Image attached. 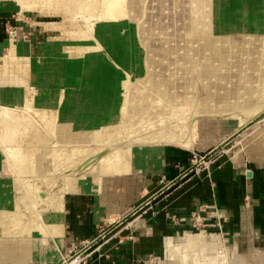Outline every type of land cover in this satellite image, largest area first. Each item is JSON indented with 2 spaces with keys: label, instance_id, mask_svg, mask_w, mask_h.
<instances>
[{
  "label": "rangeland",
  "instance_id": "1",
  "mask_svg": "<svg viewBox=\"0 0 264 264\" xmlns=\"http://www.w3.org/2000/svg\"><path fill=\"white\" fill-rule=\"evenodd\" d=\"M125 1L127 3L131 0ZM134 1V4H128L126 16L112 20L104 17L101 10L92 13L89 7L69 11L64 8L57 9L58 6L54 3L51 10L39 12L35 9H22L18 0H0V59L11 58L10 49L13 44L18 50L24 51L25 58L31 57L32 48L36 49L37 54L33 56L37 58L40 67L45 65V59L51 57L61 70V74L54 77L51 90L40 89L38 87L40 85H24L18 88L14 84H9V92H1L2 98H7L9 94L15 96L16 93L24 91L19 94L28 99L29 92L27 93L26 88L29 86L28 91L34 89L35 92L30 98H34L29 102L25 100V104L33 106L35 104V107L38 105L36 109L41 110L44 106L38 104L41 100V103H49L51 100L56 103L55 122L47 120L50 122L48 129L52 132L50 140L54 144L52 143L51 153L45 163L48 169L42 176L43 180L49 181L54 177L52 191L55 194L60 191L58 183L60 179H63V184H76V177L87 155L92 154L91 157L96 155L95 160H98L99 153L108 151L115 144L117 150L132 137L144 136L150 140L148 144L178 146L174 143L175 140L184 139L190 133L185 117L195 108L199 99L207 100L212 94H205L207 84L200 85L204 82L201 79L203 76L210 75L215 77V80H220L225 75V67L230 64L233 68L227 71H232L234 76L220 82L223 88L219 93H224L225 88L236 83L240 85L242 82L245 88L256 85L255 75L251 76L253 81L245 74L242 76L244 80L238 78L240 71L251 70L246 66L238 67L241 63L237 61V57H230L227 60L218 52L215 44L236 42L243 46L244 42H253L246 51L243 48L239 49L241 54H238L242 55V60L251 59L247 57L248 53H256L257 56V53L261 52L263 54L260 55H264V39L260 36L258 28L253 26V17L264 15V0ZM242 7L248 12L245 19H241V25L245 26L243 23L245 20L250 21V24L244 27L245 31L242 34H234L227 21L231 24L238 19ZM70 16H72L70 22H74L75 26L67 25ZM92 34L95 40L90 37ZM254 42H257L256 45ZM61 45H66L67 48L59 51L57 47ZM80 46L84 51L73 50L74 47L77 49ZM228 62L229 64H226ZM230 76L232 75H228ZM261 79L264 80V75ZM0 80L1 84V77ZM250 82L253 84L249 85ZM213 84L214 82L211 88ZM58 88L59 95L53 98L54 91ZM232 93L238 98H233L228 92L225 99L227 102L243 98L251 100L244 89L240 92L233 90ZM5 107L0 104V139L5 145L19 150L15 166L23 157L28 160L32 156L34 160L36 156L42 155L41 152H44L48 145V137H44L42 142L29 150L27 143H24L25 138L33 135V142H36V127L32 124V117L18 110L9 109L11 107ZM6 110L9 111L5 112ZM261 115L255 116L248 122L247 127L239 132L237 130L240 122L237 118L199 120V133L194 146L179 145L192 150L190 164L182 173L205 169L203 165L196 167L192 162L200 146H207L208 152H215L214 155L241 149L248 137L263 128L264 113ZM235 128L234 134L225 137ZM222 138L225 140L222 144L216 148L212 146L211 143H216ZM100 146L102 147L99 148ZM101 155L103 159L108 160L107 154ZM6 164L7 173L13 176L11 162H8L0 149V165L6 168ZM90 171L91 169H87L83 173L86 175ZM194 174L196 171H192L185 178ZM68 175L70 177H67ZM13 178L19 194L16 198L17 208L28 220L36 221L34 218L38 211L44 210V207L34 206L32 198L35 188L33 191L31 185L27 184V179L24 180V185H16L15 180L20 181V178L18 175ZM167 184L153 194H156L154 198H159L168 189H162ZM150 204L144 205L140 211ZM31 209L35 210L36 214L31 213ZM133 209L129 216L134 215L131 214Z\"/></svg>",
  "mask_w": 264,
  "mask_h": 264
},
{
  "label": "crops",
  "instance_id": "2",
  "mask_svg": "<svg viewBox=\"0 0 264 264\" xmlns=\"http://www.w3.org/2000/svg\"><path fill=\"white\" fill-rule=\"evenodd\" d=\"M212 78L200 85L211 87ZM224 79L228 75L218 81V91ZM212 91L204 89L206 95ZM224 141L211 144L216 148ZM198 149L209 151L205 145ZM191 156V149L174 144H137L109 152L103 171L93 168L63 194L57 221L44 222L43 230L29 234L0 236V264H56L111 222H116L111 241L93 253L89 264H264V126L241 149L217 153L209 173L204 169L180 180L129 216L178 179ZM18 196L7 164L0 165V210L14 211Z\"/></svg>",
  "mask_w": 264,
  "mask_h": 264
},
{
  "label": "bare ground",
  "instance_id": "3",
  "mask_svg": "<svg viewBox=\"0 0 264 264\" xmlns=\"http://www.w3.org/2000/svg\"><path fill=\"white\" fill-rule=\"evenodd\" d=\"M18 1L21 2L22 9H25V10L26 9H35L39 12H46V11L51 10L54 6V3H55V5L57 4V6H58L57 9L64 8V9H67L69 11H73L75 8H77V10H80L81 8L85 9V8L89 7L90 10H92V13L96 12L97 10H99V11L101 10L104 17L106 16L107 18H110L112 20L120 18V17L122 18L126 14L127 10H129L128 4L129 3L134 4V2H135L134 0H131L130 2H127V3L125 0H18ZM246 12H248V11H246ZM246 12L244 11V8L242 7V11H241L240 17L238 19H235L234 21H232L231 24L227 21L228 26L231 27L234 34H238V33L242 34L243 31H245L244 27L247 26V24H250V21L245 20V21H243V23H245V26L242 27V25H241V23H242L241 19H245ZM133 15H135V14H133ZM256 15H258V13ZM96 16H98V14ZM71 17L72 16H70V18L68 19L69 22H66V23L69 26H75L74 22H70ZM253 18H254L253 19V26L258 28L260 36L264 39V15L260 14L256 17H253ZM63 32L65 33V31H63ZM83 32L85 33L86 31H83ZM67 35H69V34H67ZM245 35H247V34H245ZM90 37H92V39L95 40L94 34H92V36H90ZM67 39H68L67 42H69V38H67ZM244 43L245 44L243 46H239V44L236 42H216L215 47L217 48L218 52L221 55H224V57H226L227 60L230 57H237L238 58L237 61H240V63H241V64L239 63L240 65H238V67L242 68L243 66H246L248 69L251 70L250 72L240 71V74H239L240 77H238V76H236V77L243 79L242 76H243V74H245L248 76L249 80L253 81V77H251V76L255 75L256 81H254V83L256 85H253L252 88H248V87L245 88V87H243L244 85L241 82V83H239L240 85H233L231 88H228L224 93H219L220 91H218V89L213 90L212 94L210 95L209 99H207V100L206 99H199L196 102L195 108L191 110V112L188 114L187 117H185V120L187 121L186 125L189 128L190 133L187 136H185L184 139H180V140L178 139V140H175V142L173 140V142L178 144V146L179 145L186 146V147H193L194 146V143L196 142V138H197V133H199L198 132V122L200 120L199 116H203V115H210V116L211 115L212 116L218 115L219 116L220 115V116H224L225 118H237V119H239L240 126H241L237 130V132H239L241 129L247 127L248 122L250 120H252L255 116H259L261 114H262L261 116H263V113H264V80H262L261 77L264 75V55H260V54H263L261 52H258L257 56L255 55L256 53H248L247 57H251V59L242 60L243 59L242 55L240 56L238 54V53L241 54L239 49L243 48L244 51H246V48L249 49L250 47H248V46H251V43H253V42H244ZM256 43L257 42H254L255 45H256ZM65 44H66V42H65ZM66 48H67L66 45H64V46L61 45V46L57 47V49L59 51L65 50ZM69 48L71 49V47H68V49ZM78 49H79V51H84V48L81 46L78 47L77 49H75V47H74L73 50L75 51ZM10 51H11V58L10 59H7V60H1L0 59V77L2 79V82L0 84V104L5 105L6 106L5 108L11 107L9 109L18 110V111L26 113L32 117V124H34L36 127V129H35L36 142H33V135H31L28 138H25L26 142H24V143L25 144L27 143L26 146L29 148V150L33 149L38 143L42 142L44 137L45 138L48 137V145L45 148L44 152H41V153H43L42 155L36 156V158L34 160H32V156L28 160H26L25 157H23L22 161L15 166V164L18 162V156H19L18 151L19 150L18 149L15 150L13 146L5 145L4 142L0 139V149H2L3 155L6 157L8 162L9 161L11 162L10 167L13 170L12 175L15 176V178H16V175H18L20 178L21 182L18 180H15L17 183L16 185H19V186L24 185V180L27 179V184L31 185V188L33 191L35 188V193L33 194V198H32L33 203L35 204L34 206L37 208L39 205H43V207H44L43 211H41V212L38 211L37 216L34 218L36 221H33V219L28 220L25 217L24 213H20L17 206L15 207V210L11 211V212H6V211L0 210V236L3 234H10V235L11 234H13V235L29 234V232H32L33 230H43L44 229V227H43L44 222H47V221L49 222V221L55 220L59 217L58 213H60L61 211H58V210H61V207H62L63 194L67 191L73 190L74 187L76 186V184H73V183L70 185L62 184V186H59L60 187V191H59L60 193L56 192L57 194H55L52 191L53 181H54L53 178L54 177L51 179V181L43 180V178H42V176L44 174H46L45 172L48 169V166L45 163H46V159H48L47 158L48 155L51 153V150H52L51 146H52L53 142L50 140V137H52V132H51V129H48V128H49L50 122L51 123L55 122V117H56V112H55L56 106H55V104L56 103L53 102V100H51L49 103H41L42 100L39 101V99H37L39 101V103H38L39 105L44 104L43 107L41 106L42 107L41 110L36 109V107L38 106L37 104H36L37 105L36 107H35V104H34V106L30 105L28 103L25 104L24 103L25 100L27 102H29L34 98V97L30 98V96L32 97L35 92H34V89H31L28 91L29 86L27 88L25 87L27 89V93L29 92L28 99H27V97H23V96L21 97L20 96L19 93H23L24 91L16 93L15 96L9 94V96L7 98H2V96H1V92H9L8 91L9 84L10 85L14 84L18 88H20L21 86H24V85H26V86L27 85H30V86L40 85V86H38L40 89L42 88V89H48L49 90L51 88L50 86L52 85V81H53L54 77L59 76L61 74L60 67L55 65L54 59L53 58L51 59V57H49L50 59L49 58L45 59V65L43 67L42 66L40 67V65H38V63L36 61L37 58L33 56V55L37 54L36 49H34V48L31 49L30 54H32V55H31V57H28V58L24 57L25 56L24 51H22L20 49L18 50L15 46H13V44H12V48L10 49ZM74 51H71V52L74 53ZM17 53H18V55H16ZM237 61H235V63ZM226 64H229V62ZM229 66H230V64H229ZM229 66L225 67V69H226L225 75H232V76L228 77V78H232L234 76L232 71L228 72L227 70H229L230 68H233V65H232V67L231 66L229 67ZM202 69H203V67H202ZM43 74H45V76ZM209 78H210V75L209 76L206 75V77L203 76L201 79L204 81H208V83H210ZM35 80L36 81L41 80V81L36 82ZM220 80H215L212 88H216L218 85V81H220ZM34 82H36V83H34ZM252 84H253L252 82L249 83V85H252ZM212 88L209 87V85L207 84L206 89H212ZM241 89H244L245 94L249 95L251 97V100H246L244 98L241 100L235 99V101H233V102H230V101L227 102L225 100L226 97L228 96V92L233 98H238V97H236V94L232 95L233 94L232 91L235 90V91L240 92ZM58 90H60V88H58L57 90L54 91L55 94H54L53 98L55 96L59 95ZM198 94H199V92H197V95ZM53 106H54V108H53ZM8 111L9 110H6L5 112H8ZM5 112H4V114H5ZM48 119L50 122L47 121ZM161 122H162V119H161ZM151 130H152V127H151ZM153 131L151 133H153ZM0 133H1V131H0ZM148 141H150V140H148L147 138H144V136H143V138H142V136H141V138L135 136V137H132V138L128 139L127 141H125V143L122 144V146L120 148L118 147L119 148L118 150L127 151L133 145L143 144L142 142H146L148 144ZM166 142H168V141H166ZM221 146H223V145H221ZM101 147L102 146H100L99 148H101ZM90 149L91 148L89 147L88 150H90ZM109 149H111V147ZM114 150H116V148ZM109 152H112V150ZM89 153H91V152L89 151ZM96 153L97 152H95V154ZM198 153H201V152H198ZM69 155H68V158H69ZM91 155L90 154L87 155L88 157H86L84 159L83 165H82V167H80V173H78V176L76 177L77 180L80 178V176L84 175L83 172L85 170H87V169L92 170L93 168H97L98 172H101L105 168L103 166L107 165L108 160L103 159L102 155H100V159L97 158L98 160H95L94 156H96V155H94V153H93L94 156L91 157ZM82 157H83V155H82ZM73 162H74V160H73ZM13 165L15 166V169H14ZM97 166H99V167H97ZM67 177H70V176L68 175ZM42 184L45 185L46 189L49 192V194L46 196V198H43V199L40 198V196H39L40 185H42ZM57 187H58V185H57ZM20 188H22V187H20ZM32 190H30V191H32ZM51 198H52V200H51ZM13 202H15V201H13ZM0 206H1V203H0ZM55 207H56V209L54 212L56 214L53 212V209ZM32 209H35V208H32ZM25 210H27V209H25ZM21 212H22V210H21ZM26 213H28V212H26ZM31 213L36 214V211L32 210ZM29 218H31V217H29ZM55 221H57V220H55ZM14 242L16 243V241H14ZM14 242H13V244H14ZM30 245H31V243H30ZM2 246H3V244H2ZM51 246H52V244H51ZM36 247H39V246H36ZM29 248H31V247H29ZM21 250H23V249H21ZM32 252H33V250H32ZM47 254H48V252H47ZM66 256H67V254H62L60 259L58 260V262L56 264H72V262L65 260Z\"/></svg>",
  "mask_w": 264,
  "mask_h": 264
},
{
  "label": "built area",
  "instance_id": "4",
  "mask_svg": "<svg viewBox=\"0 0 264 264\" xmlns=\"http://www.w3.org/2000/svg\"><path fill=\"white\" fill-rule=\"evenodd\" d=\"M213 153L215 152L196 153L194 154V160H192V162L196 167L203 165V167L207 169L208 172L209 166L216 155V154L214 155ZM197 170L200 169L191 170L190 173L192 171L199 172ZM190 173L187 171L182 173L178 179L170 181L162 189L175 186L180 180L184 179ZM155 195H152V197L149 198L145 203H142L139 206L135 207L131 214H136L144 207V205L150 204L154 199ZM195 217H198V215L196 214ZM115 224L116 222L105 224L95 238H92L91 240H87L80 245H75L72 248V250L69 252V254L66 256L65 260L72 262V264H89L92 259L93 253L95 251L100 252L101 249L111 241L112 231L114 230ZM104 255L106 257H110L108 252H106Z\"/></svg>",
  "mask_w": 264,
  "mask_h": 264
},
{
  "label": "water",
  "instance_id": "5",
  "mask_svg": "<svg viewBox=\"0 0 264 264\" xmlns=\"http://www.w3.org/2000/svg\"><path fill=\"white\" fill-rule=\"evenodd\" d=\"M211 118H221V119H223V118H225L224 116H218V115H203V116H199V119L200 120H203V119H211ZM120 144V143H119ZM118 144V145H119ZM117 147V144H115L114 146H112L111 147V149H108V151H105V152H103V154H107L109 151H111V150H114L115 148ZM99 155H101V153L99 154ZM85 163V162H84ZM49 194V192H48V190L46 189V187H45V185L44 184H42L41 186H40V192H39V196H40V198H46V196Z\"/></svg>",
  "mask_w": 264,
  "mask_h": 264
}]
</instances>
